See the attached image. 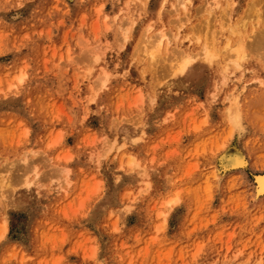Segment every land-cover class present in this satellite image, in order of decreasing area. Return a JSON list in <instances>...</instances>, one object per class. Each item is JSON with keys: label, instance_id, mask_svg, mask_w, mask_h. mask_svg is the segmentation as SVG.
Masks as SVG:
<instances>
[{"label": "clouds", "instance_id": "9594fccd", "mask_svg": "<svg viewBox=\"0 0 264 264\" xmlns=\"http://www.w3.org/2000/svg\"><path fill=\"white\" fill-rule=\"evenodd\" d=\"M47 2L39 0L28 12L36 0H0V57L12 58L7 80L0 77V106L11 105L0 107V264H176L175 258L154 253L158 247L181 246L187 250L184 264H208L191 255L186 222L197 200L223 205L234 188L243 187L242 178L233 185L216 173V142L223 135L236 136L245 152L264 162V46H257L264 45V21L248 31L225 28L218 18L222 30L213 38L220 53L215 64L190 49L194 59L174 82L173 93L171 87L161 90L156 79V69L170 58L163 52V30L152 27L139 40L134 37L137 24L150 14L151 0H74L94 7L87 18L72 22L68 63L52 61L41 76L31 26L57 27L65 21L61 17L57 23L55 10L41 7ZM109 2L121 5L118 16L96 11ZM235 3L226 0L214 7L227 15ZM133 41L129 56L125 47ZM192 43L199 41L192 38ZM157 46L162 54L153 60L149 53ZM75 49L78 61L71 54ZM109 52L111 61L104 59ZM225 62L230 71L221 78ZM110 63L115 68L109 72ZM222 95L227 99L220 112ZM161 104L173 114L164 127H178L188 112L201 122L197 138L205 145L190 173H185L190 157L184 145H169L177 149L170 158L161 154L163 149L154 150L162 126L153 116ZM217 112L222 119L214 118ZM237 112L238 128L232 121ZM128 125L139 130L136 139L129 138ZM121 135L123 144L117 142ZM128 149L141 162L136 172L128 170L126 156L121 158ZM89 186H94L91 191ZM170 192L178 194L179 202L161 209ZM160 211H166V219ZM246 211L245 235L256 244L259 259L226 258L220 264H264V224L257 226L252 218H264V200L248 196Z\"/></svg>", "mask_w": 264, "mask_h": 264}, {"label": "rangeland", "instance_id": "374dc122", "mask_svg": "<svg viewBox=\"0 0 264 264\" xmlns=\"http://www.w3.org/2000/svg\"><path fill=\"white\" fill-rule=\"evenodd\" d=\"M217 2L223 4L226 0H203V2L202 0H151L149 5L150 14L143 24H137L134 29V37L135 40H139L141 38L140 33L146 31L149 25L156 32L163 30L166 39L163 41L162 48L165 55L170 54V58L166 65H162L156 69V79L159 82L161 90L167 91L171 87L173 93H175L174 82L181 79L182 74L171 75L175 69V67L174 69L172 68L173 65L178 66V64L172 65V63L176 62V58L178 63V55L180 53L186 52L192 54L190 49L201 52L204 41H206L208 49L213 54L210 59L203 57L204 62L209 65L215 64L220 53L213 43V38L218 37L219 32L222 30L217 23L218 18L225 28L231 27L234 30L247 29L248 31H251L254 24L264 21V0H236L235 7L227 15H222L221 9L214 7V4ZM38 4L39 0H36L35 4L29 5L28 12ZM41 7L46 11L55 10V13L58 14L56 16L57 23L59 18L65 17L64 24L57 27H52L50 23L47 26L40 23L31 26V32L36 34L32 38L36 40L37 62L40 65L41 76H44L48 74L52 61L59 62L61 66H65L68 63L67 57L70 54V49L74 48V42L71 40L69 32L72 22L80 18H87L89 9L94 6L77 5L74 3V0H48ZM101 11L106 16L115 17L121 12V5L109 2L104 5ZM205 13L208 14L207 20L201 19ZM50 33L51 40H49ZM192 38H195L199 43L193 44ZM112 39L113 34L108 33V40L111 41ZM221 43H227V41H221ZM257 46L264 45L258 44ZM134 47L135 42H130L126 45L125 52L131 56ZM245 47L247 48V44ZM181 49L184 51L181 52ZM78 51L79 49H75L71 53L74 61H78L75 55V52ZM121 57H124L123 53H121ZM11 59V57H0V64L4 65L3 68H0V77L5 81L9 72L12 71L7 67ZM104 59L107 61L113 60V54L109 52ZM100 66H104L103 62ZM112 68H115L114 63H110L107 70L110 72ZM118 70L122 71L123 69ZM69 71L75 74L73 69H69ZM229 71V65L224 63L223 68L220 70L221 78ZM18 74V71L13 73V75ZM145 79L151 80L152 77L148 76ZM51 80L52 78L49 76V86H51ZM226 99V95L221 96L220 112L224 111ZM0 107L8 110L11 108V105L4 104ZM220 112L215 114L214 118L217 120L222 119ZM170 113L171 115H169ZM171 118H173V114L165 105L161 104L156 109L153 119L162 128L156 132L157 139L154 150L159 151L163 149L161 154L170 158L176 154L177 149L169 147V145H184L187 149L185 155L190 157L189 164L185 167V173L187 174L192 171V167L197 163L195 155L203 151L205 145L204 140L197 138L201 122L192 115V112H188L185 114V120L181 121L178 127H164L165 122H170ZM127 128L129 138L136 139L139 130L131 125H128ZM186 137H192L191 141H186ZM124 139V136L121 135L117 142L123 144ZM214 152L213 167L216 173L231 179L233 185H235L237 178H242L243 187L239 192H236L234 188L233 194L229 195L227 202L223 205H221L219 200L214 201L212 206H208L205 201L197 200L196 210L186 222L185 229L186 234L192 237L191 255L196 259H206L208 264H212L213 261L220 264L226 258L233 260H247L249 257L259 259L255 255L258 252L256 244L249 241L245 235V229L248 227L246 224V207L248 196L254 197L256 201L264 200V194L255 195L256 176L264 173V162H257L245 152L239 138L236 136H221L215 144ZM223 154H226V157L229 156V160L230 158L243 159L244 164L237 161L231 163L229 161L227 163L222 159ZM125 156L124 162L128 170L131 172L138 171L140 167L137 168L135 165L139 164L141 166V162L132 149H128L126 153H122L121 158L124 159ZM148 179L150 181L153 177L149 175ZM93 187L89 186L88 190L91 191ZM244 191H247L248 196L240 195ZM174 196L175 193L170 192L165 194L164 197L171 198ZM161 203H163V200H161ZM252 218L255 219L257 226L264 224V218H261L259 215H255ZM146 247L148 246L146 245ZM197 249H200V251L194 256L197 253ZM237 252L240 253L239 256L236 255ZM10 254L14 257L16 249L13 248ZM154 255L166 260H173L175 258L176 264H184L187 250L183 246L178 248L158 247Z\"/></svg>", "mask_w": 264, "mask_h": 264}, {"label": "snow or ice", "instance_id": "6c2138e0", "mask_svg": "<svg viewBox=\"0 0 264 264\" xmlns=\"http://www.w3.org/2000/svg\"><path fill=\"white\" fill-rule=\"evenodd\" d=\"M103 5H100L96 11L99 13L101 12V10L103 9ZM147 31L150 33L152 31V26L149 25L148 28H147ZM125 38H127V33L125 32ZM153 60H156L158 58V56H160L162 53H161V49H160V46H157L156 48H154L150 53H149ZM69 59H71V57H69ZM96 59H99V57H96ZM192 64V59L191 58H188V59H184L182 62H180L179 64V68H176L173 70V72L171 73V75H178V74H184L185 71H187V69L189 68V65ZM91 69H89L90 71ZM18 79L19 80H23L24 79V74H23V71L21 70V74L18 76ZM171 115V113L169 114ZM232 121L234 123V125L238 128L240 126V117H239V113L237 112L233 117H232ZM206 122V121H205ZM135 167L139 168L140 165L139 164H136ZM146 175V173H145ZM163 200V203H161V209H165V208H171L173 205L177 204L179 202L178 200V194L175 195L174 197H163L162 198ZM159 215L163 218L166 219L167 217V213L166 211H160L159 212ZM158 229H159V225L157 226ZM200 251V249H197V253L194 254V256L196 254H198V252Z\"/></svg>", "mask_w": 264, "mask_h": 264}, {"label": "bare ground", "instance_id": "6f19581e", "mask_svg": "<svg viewBox=\"0 0 264 264\" xmlns=\"http://www.w3.org/2000/svg\"><path fill=\"white\" fill-rule=\"evenodd\" d=\"M163 46V45H162ZM202 51L201 52H197L199 55L201 54L205 59H210L212 56H213V54H212V52L208 49V46H207V44H206V41H204L203 42V44H202V49H201ZM159 57V56H158ZM178 57H179V60H178V63H177V58L175 59L176 60V62H175V60H174V62L175 63H172V65L173 64H178V66H175V65H173V69H174V67H175V69L176 68H179V64H180V62H182L184 59H188V58H191L192 60L194 59V57L192 56V54H189V53H180L179 55H178ZM225 64H226V62H225ZM190 66V65H189ZM186 72V71H185ZM226 154H223L222 155V159L223 160H225L227 163L230 161V163L231 162H235V161H237L238 163H241V164H244V160L243 159H240V160H237V159H232V158H230V160H229V156H225ZM229 155V154H228ZM242 158V157H241ZM225 162V163H226ZM246 163V162H245ZM260 194H264V173H260V174H258L257 176H256V186H255V195H260Z\"/></svg>", "mask_w": 264, "mask_h": 264}]
</instances>
